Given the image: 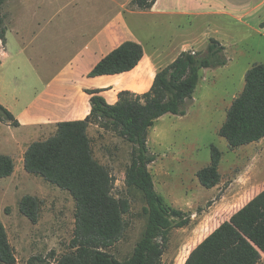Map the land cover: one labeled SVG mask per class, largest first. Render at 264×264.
<instances>
[{
    "label": "rangeland",
    "instance_id": "rangeland-1",
    "mask_svg": "<svg viewBox=\"0 0 264 264\" xmlns=\"http://www.w3.org/2000/svg\"><path fill=\"white\" fill-rule=\"evenodd\" d=\"M106 2L8 0L2 9L7 26L4 50L8 55L0 54V65L66 64L73 49L82 44L91 14ZM109 3L113 10L115 4ZM53 14L56 18H52ZM227 24L228 33L236 37L225 51L228 66L217 68V82H204L202 74V86L195 100L187 104V114L165 115L148 133V156L154 162L145 168L155 192L167 207L192 215L188 227L171 231L164 264H185L201 242L264 190V141L232 149L219 134L233 101L245 88L246 73L253 66L264 64V38L255 34L251 38L239 37L246 30L232 22ZM26 72L28 78L33 77L31 71ZM113 128L100 121L90 127L89 135L95 158L115 178L113 195L130 202L123 237L106 249L117 260L125 261L142 239L149 205L144 194L127 183L128 171L138 154L136 147ZM212 146L223 153L219 166L222 181L218 187L206 189L198 173L211 165ZM29 175L32 178L19 173L15 180H0V221L7 229L17 264H56L60 257L73 251L76 204L68 192ZM25 196L42 202L37 224L20 213L19 204ZM259 264H264V254Z\"/></svg>",
    "mask_w": 264,
    "mask_h": 264
},
{
    "label": "trees",
    "instance_id": "trees-1",
    "mask_svg": "<svg viewBox=\"0 0 264 264\" xmlns=\"http://www.w3.org/2000/svg\"><path fill=\"white\" fill-rule=\"evenodd\" d=\"M7 1L0 0V40L4 46L7 26L2 9ZM156 1L133 0L131 7L149 10ZM225 51L224 45L211 39L203 52H183L156 75L149 92L123 91L115 105L108 104L101 95L102 90H89L92 111L85 120L60 123L55 135L30 145L25 154V171L68 192L76 204L73 251L60 257L56 264H164L162 259L171 231L188 227L192 215L167 207L155 192L152 177L145 168L146 164L154 162L148 156V133L165 115L183 117L187 114L186 106L193 100L202 70L227 66ZM144 55L142 45L125 42L102 59L89 77L131 72ZM100 121L113 125L115 131L136 147L138 154L128 171L127 183L140 190L149 205L145 210L148 217L145 232L125 261L106 252L123 237L125 216L131 206L128 199L113 195L115 178L94 156L89 129ZM0 123L14 128L20 126L18 119L2 104ZM219 134L232 149L264 139V64L253 66L246 73L245 88L233 101ZM211 149V165L198 173L206 189L216 188L222 181L219 166L223 153L216 146ZM14 172L13 158L0 154V180L11 177ZM41 205L39 198L25 196L19 204L20 213L37 224ZM263 254L264 190L201 242L185 264H259ZM17 262L7 229L0 221V264Z\"/></svg>",
    "mask_w": 264,
    "mask_h": 264
},
{
    "label": "crops",
    "instance_id": "crops-1",
    "mask_svg": "<svg viewBox=\"0 0 264 264\" xmlns=\"http://www.w3.org/2000/svg\"><path fill=\"white\" fill-rule=\"evenodd\" d=\"M109 2L115 4L113 10ZM132 2L107 0L104 7L91 14L82 44L73 49L66 64L0 65V104L20 123L17 128L0 123V154L15 162V172L9 178L15 180L19 173L32 178L24 167L30 145L55 135L58 124L85 120L91 114L87 91L102 90L110 105L118 102L123 91L145 94L156 75L183 52H203L211 39L230 47L236 35L228 33V22L246 30L239 37L255 34L264 38V0H157L149 10L132 8ZM128 41L142 45L145 52L134 70L89 77L102 59ZM4 48L0 40V54L7 56ZM218 69L202 70L203 81L217 82ZM26 71L33 77L28 78Z\"/></svg>",
    "mask_w": 264,
    "mask_h": 264
}]
</instances>
